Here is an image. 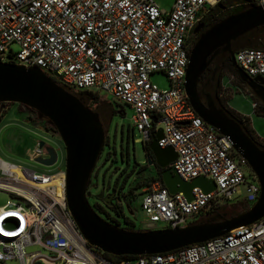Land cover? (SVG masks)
Segmentation results:
<instances>
[{"label":"built area","instance_id":"2783aa9c","mask_svg":"<svg viewBox=\"0 0 264 264\" xmlns=\"http://www.w3.org/2000/svg\"><path fill=\"white\" fill-rule=\"evenodd\" d=\"M227 1L175 0L166 10L153 0H0V62L39 67L73 94H112L134 109L131 126L145 143L162 129L159 145L174 148L171 165L184 180L215 181L209 193L195 187L191 201L182 192L171 194L160 179L143 188L142 209L150 223L163 228L185 227L239 205L249 210L260 198L256 175L244 169L247 161L228 136L194 111L185 89L193 30L202 19L219 4L228 10L264 8V0ZM235 58L250 77L264 79V49H240ZM159 71L170 89L151 81ZM258 107L253 101L254 112ZM29 156L49 157L39 143ZM56 175L57 184L50 186ZM241 186L245 196L229 205L242 196ZM0 191L16 198L12 207H0V264H264V218L172 252L115 260L90 245L78 228L67 205L65 171L47 175L0 158ZM30 246L54 256L28 253Z\"/></svg>","mask_w":264,"mask_h":264},{"label":"water","instance_id":"95a60500","mask_svg":"<svg viewBox=\"0 0 264 264\" xmlns=\"http://www.w3.org/2000/svg\"><path fill=\"white\" fill-rule=\"evenodd\" d=\"M222 7L223 4L218 5V8ZM262 26L264 8L260 6L231 14L204 31V23H199L193 30L194 34L200 35L190 53L185 82L186 93L194 111L221 134L228 136L236 152L247 161L261 185L260 198L249 210L234 217L218 216L178 228L132 231L118 228L103 219L91 206L89 197L92 194L88 190L93 170L106 142V130L100 114L41 68L0 62V104L19 103L35 110L42 120L57 131L65 146L67 205L90 245L113 256L167 253L224 236L234 229L264 218V149L258 146L238 121L217 106L210 93L206 94V102L203 101L199 90L202 74L213 58L224 52L229 54V61L240 79L264 104V79L260 76L250 77L237 64L232 49L233 41ZM162 137V129H159L150 145L154 160L150 155L147 160L149 165L163 169L162 181L169 192H182L191 201L195 187L206 193L215 191L217 186L212 179L200 176L186 181L178 174L171 165L177 153L172 146L160 147ZM39 144L46 149L49 157H39L35 161L46 166L56 164V150L43 141ZM105 192L102 189L98 198L114 206L117 191ZM117 200L121 202L122 197L118 196Z\"/></svg>","mask_w":264,"mask_h":264},{"label":"rangeland","instance_id":"374dc122","mask_svg":"<svg viewBox=\"0 0 264 264\" xmlns=\"http://www.w3.org/2000/svg\"><path fill=\"white\" fill-rule=\"evenodd\" d=\"M153 1L161 9L166 10H170L175 3V0ZM235 1L228 0L227 4H234ZM244 2L240 1L239 3ZM241 7L243 5L238 8ZM199 35L193 34L192 48L197 42ZM11 48L17 51L19 46L13 44ZM224 73L226 77L221 87L224 101L226 104L228 103L231 109L250 118L253 129L261 138L260 140L264 142V115H258L254 112L253 101L256 100L253 98V91L246 83L245 85L242 84L238 76L231 74L227 70ZM151 81L160 90H168L171 87L167 75L161 71L154 72L151 75ZM207 92L212 93L211 90ZM74 93L76 94V92ZM98 102L100 104L102 102L110 104L109 106L113 111L105 114L104 128L106 130V142L93 170L88 187V190L92 194L89 197L91 206L103 219L121 229L132 231L162 229L164 227L162 224L154 225L149 222L141 206L143 194L141 192L142 189L137 184L149 182L151 176L155 175L156 170L151 165L140 170L142 166L146 165L147 152L142 134L137 130H133L131 126L134 109L129 104L118 102L112 94L106 91L99 92ZM120 112H124V114ZM0 122L1 159L8 163L19 165L22 168L47 175H54L66 170L65 146L60 136L57 132L53 131V127L50 124L42 120L35 110L19 103H1ZM11 124L14 126L10 127L9 125ZM40 141L45 142L46 145L52 146L56 150L58 160L53 166H46L30 159L29 155ZM244 169L248 171L250 168L246 165ZM102 189H105L106 192L116 190L118 196H121L123 200L119 202L116 197L113 201L114 206L107 205L103 200L98 198ZM239 193L242 196L233 198L227 201V203L232 205L241 201L245 196L244 186L239 188ZM133 194L136 195L135 199L133 198ZM15 201V196L0 191V207L5 205L12 207V203ZM127 205H129V208ZM232 210L228 208L222 213ZM208 219L211 218L203 217L198 221L202 222ZM7 226H11V223L8 222ZM35 251H41L49 258L54 256L52 252L40 246H30L27 248L28 253ZM7 264L19 263L17 260H9ZM42 264L48 263L43 261ZM52 264L62 263L60 260H56Z\"/></svg>","mask_w":264,"mask_h":264},{"label":"trees","instance_id":"16d2710c","mask_svg":"<svg viewBox=\"0 0 264 264\" xmlns=\"http://www.w3.org/2000/svg\"><path fill=\"white\" fill-rule=\"evenodd\" d=\"M240 1L244 2V1H248V0H236L235 3H239ZM250 7L251 6H249V7L243 6L241 8H236L234 10H229V12H225L221 8H216V9H214L212 11V13H210L208 16L204 17L202 19V22L207 21L210 18H212L214 21H213V23H211L209 25V27H210L213 24L221 21L225 17H227V16H229L231 14H234V13H238V12L243 11L245 9H248ZM260 32H262V33H260ZM244 48L264 49V26H262L260 28H257L255 30H253V31H251V32L239 37L237 40L233 41L232 49L235 51V53L237 51H239L240 49H244ZM217 62H218L219 66H220V68H221V70L223 72L225 70H227L231 74H233L235 76H238L236 69L232 66V64L229 61V54L228 53L221 52L218 55ZM52 78H54V80L58 81L55 76H52ZM241 83L245 85V82H243L242 80H241ZM77 96L82 101H83V99H88V100L93 99L92 101L94 103L100 104L98 102V95L97 94H91V93H88V92H83V93L78 94ZM253 98L259 102V107L255 110V113L258 114V115H264V104H262L261 101L254 94H253ZM109 105L105 104L104 102H102L100 104V106L110 107ZM221 108H223L228 113L229 116H231L236 121H238L242 125V127L246 131V133L258 144V146L260 148L264 149V142L261 141L260 140L261 138L256 134L255 130L252 127V123H251V120H250L249 117L244 116V115L236 112L235 110L231 109L228 106L227 107L226 106H221ZM121 113L124 114V112H121ZM52 129H53L54 132H57L54 128H52ZM133 130H135V129L133 128ZM150 145H151V142L145 143L147 156L150 155L152 157V159L154 160V157L152 155V151L150 149ZM148 166H150V165L148 164V160L146 158V165L142 166L140 170H143V169H145ZM153 167L156 170L155 175L151 176V178L149 179V182H146V183L140 182V183H138L137 186L139 188H141V189L145 188L146 186L149 185V183L151 181H153L155 179H160L162 181L161 172H162L163 169H161V168H159L157 166H154V165H153ZM133 195H134L133 198L135 199L136 195L135 194H133ZM231 209H233V210L230 211V212H224V213L216 214V215L211 216L209 218L218 217V216L234 217V216L239 215L241 213H244V212H246L248 210L243 205L235 206V207H232ZM104 255L106 257H108V258L115 259V260H121V259H124V258H135V256H132V255L113 256V255H110V254H107V253H104Z\"/></svg>","mask_w":264,"mask_h":264},{"label":"flooded vegetation","instance_id":"af4514ba","mask_svg":"<svg viewBox=\"0 0 264 264\" xmlns=\"http://www.w3.org/2000/svg\"><path fill=\"white\" fill-rule=\"evenodd\" d=\"M221 9L224 10L225 12H229V10L226 8L225 5ZM213 21L214 20L212 18H210L207 21H204L203 22L204 27H203L202 31L209 28V25L211 23H213ZM218 55H216L213 58V60L209 64V66L206 68V70L202 74L200 81H199V90L202 93L203 101L206 102V94L210 93L212 95L213 99L215 100V103L217 104L218 107H221V106H226V107L228 106L229 107L228 103L226 104V102L224 101L223 94L221 92V87L223 86L222 82H223L224 78L226 77V74L221 70V68L217 62ZM208 90H211L212 93L207 92ZM83 102L87 106L92 108L94 111H96L100 114V119H101L103 126H104L105 114L112 112L113 111L112 108L107 107V106H100L99 104L94 103L92 100H88V99H83ZM110 192L111 191L105 192V194H108ZM116 197H118L117 193H116L114 198H116Z\"/></svg>","mask_w":264,"mask_h":264},{"label":"bare ground","instance_id":"6f19581e","mask_svg":"<svg viewBox=\"0 0 264 264\" xmlns=\"http://www.w3.org/2000/svg\"><path fill=\"white\" fill-rule=\"evenodd\" d=\"M14 172H18L20 174L19 168L13 167ZM59 176L56 175L53 179V181L50 183V186L56 185L58 182Z\"/></svg>","mask_w":264,"mask_h":264},{"label":"crops","instance_id":"0c3cea01","mask_svg":"<svg viewBox=\"0 0 264 264\" xmlns=\"http://www.w3.org/2000/svg\"><path fill=\"white\" fill-rule=\"evenodd\" d=\"M2 119H3V118H2ZM1 121H2V120H1ZM9 126H10V127H12V126H14V125H13V124H11V125H9ZM10 127H8V128H10ZM8 128H7V129H8ZM41 128H42V127H41ZM13 135H14V134H13ZM13 135H12V137H14Z\"/></svg>","mask_w":264,"mask_h":264}]
</instances>
